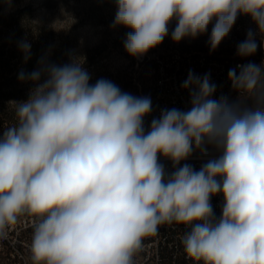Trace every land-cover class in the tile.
I'll return each mask as SVG.
<instances>
[{"label":"clouds","instance_id":"clouds-1","mask_svg":"<svg viewBox=\"0 0 264 264\" xmlns=\"http://www.w3.org/2000/svg\"><path fill=\"white\" fill-rule=\"evenodd\" d=\"M114 2L112 26L129 30L133 57L160 45L173 22L177 43L212 25L215 50L240 15L250 17L257 32L238 45L241 57L264 36V0ZM238 68L228 73L235 101L214 99L209 76L189 72L190 109L163 110L147 131L151 99L105 79L90 84L81 61L32 72L36 86L0 132V240L27 214L32 264H136L145 238L176 224L190 227L181 243L194 264H264V63ZM208 145L220 154L199 171L185 164L166 175L159 163L178 165Z\"/></svg>","mask_w":264,"mask_h":264},{"label":"rangeland","instance_id":"rangeland-1","mask_svg":"<svg viewBox=\"0 0 264 264\" xmlns=\"http://www.w3.org/2000/svg\"><path fill=\"white\" fill-rule=\"evenodd\" d=\"M115 12L114 0H0V60L8 66L1 72L4 77L14 79L12 84L3 87L2 94L16 93L11 98L0 96V132L13 121L14 104L27 101L36 86L28 76L48 65L62 66L77 59L89 73L90 84L105 79L124 93L148 97L157 59L175 53L254 58V55L241 57L237 54L234 35H247L249 30L257 32L254 22L245 15H240L222 40L223 44H229L227 48L212 51L182 48L171 39L169 26V35L160 45L142 56L133 57L124 48L129 30L112 26ZM15 27L19 29L17 32ZM211 27L209 25L210 33ZM39 29L50 30L53 38L50 47L34 54L32 50L37 48L32 44L37 42ZM256 38L264 40L259 34ZM22 44L30 45L27 52L22 50ZM5 114L11 115L12 119L8 120ZM144 127L147 130L145 118Z\"/></svg>","mask_w":264,"mask_h":264},{"label":"built area","instance_id":"built-area-1","mask_svg":"<svg viewBox=\"0 0 264 264\" xmlns=\"http://www.w3.org/2000/svg\"><path fill=\"white\" fill-rule=\"evenodd\" d=\"M262 55H264V47ZM256 58H224L212 57L203 53H175L169 57L157 59L154 69V79L149 89L148 98L151 99L152 111L145 116L147 130L151 121L158 119L165 109L176 108L187 111L191 107L189 90L182 87L187 80L189 72L196 76H209L210 83L216 85L214 99L226 96L230 101H235L237 93L232 89L228 78L229 70L236 69L238 65L248 63L256 64ZM146 130V131H147ZM219 152L211 145L207 146V153L195 149L190 157L173 165L170 159L159 157V163L163 165L166 175H171L177 168L188 164L194 170L199 171L210 159L219 156ZM211 205L215 217L221 216L223 195L217 194L211 197ZM33 218H20L16 225L12 226L6 239L0 240V264H32L31 238L33 232ZM190 231L185 225H162L159 234L144 240V249L136 257V264H194L187 257L181 243L182 236Z\"/></svg>","mask_w":264,"mask_h":264},{"label":"trees","instance_id":"trees-1","mask_svg":"<svg viewBox=\"0 0 264 264\" xmlns=\"http://www.w3.org/2000/svg\"><path fill=\"white\" fill-rule=\"evenodd\" d=\"M240 19V16L237 18L236 21H238ZM175 27V22L173 24L170 25L171 30H173ZM16 32L19 30L17 27H15ZM39 37L37 39L36 43H33L32 46L34 48H37L36 50H32V52L35 53H39L42 48H48L51 45V40L53 38V33L50 30H41L39 29ZM209 35L210 32L209 30L207 31V33L204 35V37L198 36L195 39L192 38H185L183 40H181L180 42H178V45L182 48H190L193 49L195 51H210V45L208 43L209 40ZM235 36V44H236V49L238 48V45L245 41L247 39V35H238L237 33L234 35ZM260 39L256 38V43H257V51L255 52L254 58H258L260 55V48L259 45L261 44ZM229 44H223L222 42L220 43V45L215 49V50H219V49H223L224 47H228ZM212 51V50H211ZM4 61L0 60V96L1 97H8L11 98L12 96H15V91L13 93H9L8 95L2 94V90L3 87L5 85H9L13 83L14 79H8L6 77H4L3 73L1 72V70H4L5 68H7L8 66L4 65L3 63ZM6 118H8V120L12 119L11 115H7L5 114ZM1 124V123H0Z\"/></svg>","mask_w":264,"mask_h":264},{"label":"bare ground","instance_id":"bare-ground-1","mask_svg":"<svg viewBox=\"0 0 264 264\" xmlns=\"http://www.w3.org/2000/svg\"><path fill=\"white\" fill-rule=\"evenodd\" d=\"M260 47H264V40L262 41ZM262 63H264V55H262V48H260V55H259V57L256 59V64H257V65H260V64H262ZM20 218H32V217H30V216H28L27 214H25V215H22L21 217H19L18 221H20Z\"/></svg>","mask_w":264,"mask_h":264}]
</instances>
